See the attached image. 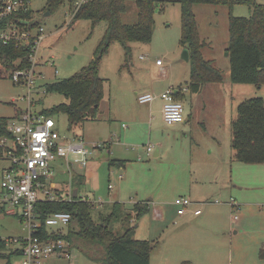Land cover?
Masks as SVG:
<instances>
[{
    "label": "rangeland",
    "instance_id": "rangeland-1",
    "mask_svg": "<svg viewBox=\"0 0 264 264\" xmlns=\"http://www.w3.org/2000/svg\"><path fill=\"white\" fill-rule=\"evenodd\" d=\"M254 1L264 4V0ZM29 2L31 19L43 27L44 34L34 68L42 72L36 80L40 88L34 86L29 92L24 86L15 85L11 78L0 76V117L12 119L16 110L26 108L44 111L53 117L60 132L82 139L90 147L95 143L100 145L92 147L85 168L75 165L74 173L69 176L60 170L53 181L62 189H77L78 197L93 201L94 218L99 213L107 214L114 200L126 205L147 200L149 211L130 224H137L134 237L148 239L153 244L150 264H264V163L235 161L231 148V122L237 105L252 97L264 100V84L232 82L229 58L225 54L229 15L247 17L249 5L241 2L232 7L193 5L199 38L204 43L202 56L221 71L222 81L207 83L199 93L191 94L186 89L189 62L181 56L184 47L179 40L180 5L173 1L156 3L151 40L129 41L128 56L119 41L110 43L99 61L104 95L96 117L70 129L64 113L47 112L65 97L56 91L47 92L41 85L69 77L89 63L105 32L106 22L72 18L74 0H66L52 11L46 9L44 0ZM125 3L122 21L132 23L138 11L135 0ZM157 58L162 61L172 89L183 90L179 100L184 120L178 125L163 122L159 101L150 104L137 99V95L151 91L153 80L161 77L156 70ZM122 123L128 128H122ZM121 128L133 132L127 144L130 162L123 169L108 164L111 156L103 147ZM148 146L151 151H147ZM114 147L115 152H121L118 145ZM217 154L225 161L221 170L216 169L219 178L206 169L207 161ZM6 164L0 160V170ZM180 196L218 203L203 204L202 215L208 214L203 222L196 217L181 219L176 217L174 206V200ZM230 198L237 209H232ZM215 206H225L227 213ZM235 212L241 228L234 234L229 220ZM70 226L76 225L72 222ZM110 228L122 233L125 224L118 218L110 222ZM0 235L26 236L25 223L17 215L0 211ZM0 252V264H19L20 257L10 253L11 248L4 247ZM70 253L51 256L42 264H102L104 257L100 246H95L88 255L76 248Z\"/></svg>",
    "mask_w": 264,
    "mask_h": 264
},
{
    "label": "trees",
    "instance_id": "trees-1",
    "mask_svg": "<svg viewBox=\"0 0 264 264\" xmlns=\"http://www.w3.org/2000/svg\"><path fill=\"white\" fill-rule=\"evenodd\" d=\"M46 9L52 11L66 0H44ZM178 2L180 5V43L189 54V80L187 90L191 94L201 91L207 83L222 81L221 71L213 66L212 61L202 56L204 44L198 34V27L193 13L196 3L225 4L246 3L250 7L249 16L228 18V46L230 79L235 83L264 84V4L254 0H135L137 18L132 23L122 21L126 10L125 0H87L75 6L71 14L74 19H89L93 23L105 21V32L94 50L93 57L73 75L46 82L45 91L61 93L65 100L48 109V113H64L69 128L82 124L88 119H95L101 99L104 95V79L99 75V61L106 53L112 41H119L126 56L130 53L129 41H150L154 26V8L158 2ZM22 16L31 19V10ZM33 24H37L34 22ZM28 50L9 42H0V69L14 67L19 59L20 67L29 65ZM0 76H5L0 70ZM10 78V77H9ZM176 98L181 97V90L174 91ZM18 113V110H16ZM44 112V111H43ZM7 117H0V135L7 133ZM232 159L243 163H264V100L262 97L244 99L237 105L236 116L231 122ZM109 165L123 167L125 160L109 159ZM94 203L81 197L72 196L71 200L39 202L36 211L42 219L47 214L64 211L70 214L68 230L63 238L67 242L68 252L72 248L88 255L95 246L102 247V264H150L153 244L148 239L134 237L135 228L132 220L149 211L147 202H135L131 211L124 210L122 204L114 201L107 214L92 216ZM120 218L125 224L122 233L114 232L110 222ZM74 222L75 227L70 226ZM0 243V250L4 249ZM15 253L16 251H11ZM1 255V252H0Z\"/></svg>",
    "mask_w": 264,
    "mask_h": 264
},
{
    "label": "built area",
    "instance_id": "built-area-1",
    "mask_svg": "<svg viewBox=\"0 0 264 264\" xmlns=\"http://www.w3.org/2000/svg\"><path fill=\"white\" fill-rule=\"evenodd\" d=\"M86 1L74 0V5L79 6ZM29 10V0H0V42H11L27 48L29 62V65L20 67L17 59L12 69L0 70L15 85L24 86L31 92L34 86L40 88L36 80L42 72L34 71V68L44 34L42 26L22 16ZM156 64L161 65L162 61L156 59ZM42 88L45 90V87ZM156 97L162 100L161 114L165 124L172 125L184 120L182 102L176 98L172 88L158 96L152 92L137 95L140 103L151 102ZM122 127L125 125L122 124ZM6 130V134L0 135V160L7 162L0 170V211L17 215L25 223L27 235H0V243L16 251L20 257L19 264H42L51 256H69L63 236L70 223V214L56 211L41 219L35 208L37 203L43 201L71 200L72 188H60L53 181L56 173L61 170L69 176L74 173L75 165L80 169L85 168L91 158L92 147L99 148L100 145L95 143L90 147L82 139L60 132L53 117L30 108L19 110L14 118L9 119ZM147 150L150 151L151 147L148 146ZM108 187L112 185L108 184ZM229 202L232 209H237L232 198ZM204 203H195L187 196L174 200L178 215L187 212L199 214L200 206ZM237 217L235 212L232 219L237 220Z\"/></svg>",
    "mask_w": 264,
    "mask_h": 264
},
{
    "label": "crops",
    "instance_id": "crops-1",
    "mask_svg": "<svg viewBox=\"0 0 264 264\" xmlns=\"http://www.w3.org/2000/svg\"><path fill=\"white\" fill-rule=\"evenodd\" d=\"M159 59V58H157ZM155 63H156V60H155ZM156 65V70L157 72H159V74L161 75V77H158V78H155L153 80V84H152V90L149 91V92H152L154 94H156L157 96L164 90L166 89H169V88H172L170 85L171 81H167V73H166V70L165 68L161 65ZM187 89V87H186ZM176 91V90H174ZM182 91L181 90V96H182ZM159 101L160 102V105H159V112L161 113V104H162V100L159 98V97H156L154 100H152L150 102V104L154 103V102H157ZM17 114V112H15ZM15 114V115H16ZM161 117H162V114H161ZM164 122V121H163ZM165 123V122H164ZM180 123V122H179ZM123 124V123H122ZM122 124H121V127H122ZM177 124V123H175ZM173 124V125H175ZM178 125V124H177ZM122 128H128L126 127H122ZM119 129V132L116 134L115 138L114 139H109L107 140L103 147H105L107 149V153L108 155L111 156V159H120V160H125V164L124 166L122 167H119V168H124L130 161L129 159L127 158V155L130 154V151H129V148L127 147V144H129V138L133 135V132L129 129ZM100 140L103 141L102 137H100ZM114 145H118L120 148H121V152L120 153H117L115 152V147ZM220 145H218L216 148L219 149ZM148 151V150H147ZM151 151V150H150ZM212 152V150L210 151ZM218 152V150H217ZM159 152L156 151V155L158 154ZM218 155V154H217ZM219 156V157H218ZM216 156L214 159L212 160H208L207 161V166H206V169L207 171L210 173V174H215V172L220 169L221 170V167L225 164V161L221 160L220 158V155ZM91 159V158H90ZM89 159V160H90ZM89 162V161H88ZM238 167V166H237ZM217 169V170H216ZM216 175V174H215ZM217 176V175H216ZM218 177V176H217ZM219 178V177H218ZM217 178V179H218ZM84 180L86 182V176L84 175ZM58 184V183H57ZM110 184V183H109ZM59 185V184H58ZM234 186H237V183L234 185ZM109 188V187H108ZM112 188V187H111ZM110 189V188H109ZM77 190V189H75ZM221 188H218V192H220ZM78 193V192H77ZM77 195V194H76ZM190 198V197H189ZM191 199V198H190ZM198 199H201V198H198ZM231 199V198H230ZM193 202L195 203H199V202H214V200L212 199H201V200H195V199H191ZM91 201V200H90ZM114 201H118L122 204L124 210H127V211H131V208H132V205L135 203V202H132L130 205H126L125 202H122V201H119V200H114ZM113 201V202H114ZM93 202V201H92ZM136 202H147V200H138ZM148 203V202H147ZM214 203H218V202H214ZM149 206V205H148ZM175 206V205H174ZM204 205L202 204L200 207H201V212L199 214H193V213H190V212H187L183 215H178L177 212L175 211V214L177 215L176 217H181V219H183L184 217H196L197 220L200 219L201 222L205 221L208 219V214H205V215H202L203 213V207ZM176 207V206H175ZM215 209H220L223 213H227V210L225 208V206H215ZM208 211H209V208H208ZM135 221V220H132V222ZM229 226H230V229H231V232L232 233H236L238 230H240L241 228V222H240V219L239 221L238 220H233L230 218L229 220ZM135 228L137 227V224H135L134 226ZM71 253L69 252V255Z\"/></svg>",
    "mask_w": 264,
    "mask_h": 264
},
{
    "label": "water",
    "instance_id": "water-1",
    "mask_svg": "<svg viewBox=\"0 0 264 264\" xmlns=\"http://www.w3.org/2000/svg\"><path fill=\"white\" fill-rule=\"evenodd\" d=\"M225 54H227V52ZM181 56L184 60H186V61L189 60V54H188V50L186 48L183 49ZM76 194H77V190L74 189L73 190V196H76Z\"/></svg>",
    "mask_w": 264,
    "mask_h": 264
}]
</instances>
